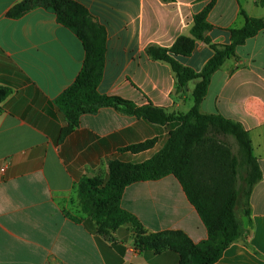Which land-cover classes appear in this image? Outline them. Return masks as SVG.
I'll return each mask as SVG.
<instances>
[{"label": "crops", "instance_id": "1", "mask_svg": "<svg viewBox=\"0 0 264 264\" xmlns=\"http://www.w3.org/2000/svg\"><path fill=\"white\" fill-rule=\"evenodd\" d=\"M24 0H0V87L11 90L0 103V264H180L171 250L141 251L136 234L124 225L98 232L80 206L83 179L109 180L113 161L139 164L166 145L175 123L152 124L114 108L83 114L64 134L68 121L56 101L79 78L83 42L45 7L10 16ZM108 33L106 65L99 92L138 106L152 104L169 113H186L197 81L178 90L171 66L147 54L150 46L172 47L190 36L194 17L211 6L212 44L232 43L246 14L264 19L258 0H75ZM198 41L189 57L177 59L201 72L214 56ZM248 131L263 178L251 195L250 224L215 264H264V30L236 50L212 77L201 104ZM156 140L150 150L127 147ZM121 206L147 234L183 232L195 244L208 239L196 208L174 176L128 186ZM247 242V243H246Z\"/></svg>", "mask_w": 264, "mask_h": 264}, {"label": "trees", "instance_id": "2", "mask_svg": "<svg viewBox=\"0 0 264 264\" xmlns=\"http://www.w3.org/2000/svg\"><path fill=\"white\" fill-rule=\"evenodd\" d=\"M258 1L264 6V0ZM38 6L52 11L59 23L78 36L86 51L79 78L56 101L69 124L64 134L79 126L83 114H94L104 107L152 124H176L164 148L151 159L139 164L113 161L106 184L101 179H83L79 187L83 213L94 222L98 232L109 233L130 225L136 234V247L141 251L171 250L179 255L180 264L218 262L231 245L245 238L247 231L239 216H245L250 224L251 195L263 175L252 140L243 125L219 113H204L201 104L214 74L236 56L239 46L264 30V19L251 18L242 10L241 15L246 20L244 27L230 31V45L218 46L207 36L213 28L208 21L209 6L194 17L190 36H181L170 48L148 47L147 54L151 59L171 66L178 90L197 81L191 110L169 113L162 107L138 106L122 97L99 92L106 65L108 33L84 5L75 0H24L13 8L10 16L20 17ZM198 41L209 44L215 51L201 72L184 66L177 59L191 56ZM10 93L9 88L0 87V103ZM155 143L156 140H148L126 150L140 153L152 149ZM167 176H174L179 181L196 208L208 231L206 241L195 244L179 231L147 234L137 217L122 208V197L128 186Z\"/></svg>", "mask_w": 264, "mask_h": 264}, {"label": "rangeland", "instance_id": "3", "mask_svg": "<svg viewBox=\"0 0 264 264\" xmlns=\"http://www.w3.org/2000/svg\"><path fill=\"white\" fill-rule=\"evenodd\" d=\"M189 100H190L191 105H194L193 94L190 95ZM231 142H233V141L231 140ZM234 149H235V145H234ZM240 214H241V213H240ZM239 218H240V220L242 221V223H243L244 225L247 224V220H248V219H247L245 216L240 215ZM99 233H101V234H108V232H103V231H100Z\"/></svg>", "mask_w": 264, "mask_h": 264}]
</instances>
